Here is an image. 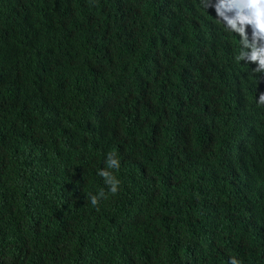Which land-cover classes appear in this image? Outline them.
Instances as JSON below:
<instances>
[{
    "label": "trees",
    "instance_id": "trees-1",
    "mask_svg": "<svg viewBox=\"0 0 264 264\" xmlns=\"http://www.w3.org/2000/svg\"><path fill=\"white\" fill-rule=\"evenodd\" d=\"M202 11L0 0V264H264V73Z\"/></svg>",
    "mask_w": 264,
    "mask_h": 264
},
{
    "label": "clouds",
    "instance_id": "clouds-1",
    "mask_svg": "<svg viewBox=\"0 0 264 264\" xmlns=\"http://www.w3.org/2000/svg\"><path fill=\"white\" fill-rule=\"evenodd\" d=\"M200 5L204 10L209 11L210 7L215 10L219 21L216 30L223 24L240 36L241 50L235 52L239 54L237 57L233 53H229L230 57L236 58L237 61L245 60L246 62H254L253 68L256 73H264V0H199ZM206 11H202L207 13ZM201 13V12H200ZM197 13V14H200ZM196 14V15H197ZM251 28V39L246 28ZM215 30V32H216ZM258 105L264 106V93L256 99ZM107 168H101L97 172L103 178L105 185L108 187V192L116 194L119 190V180L114 176V170L120 168V160L115 153H109L106 157ZM90 202L93 206H97L102 199L106 198V193L101 190L96 194L89 195ZM207 223L213 225L215 222L199 218L197 220L198 227ZM257 224L253 227L256 228ZM264 237L259 244H262ZM109 248V243H105ZM85 245L86 250H91V240L85 238L84 234L71 235L70 246L79 249ZM228 264H240L236 257H229Z\"/></svg>",
    "mask_w": 264,
    "mask_h": 264
}]
</instances>
